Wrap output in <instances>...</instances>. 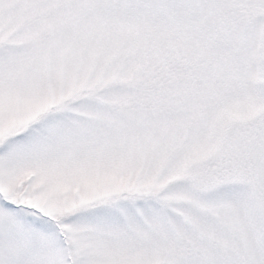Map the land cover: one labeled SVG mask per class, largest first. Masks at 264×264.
<instances>
[{
  "label": "snow or ice",
  "instance_id": "obj_1",
  "mask_svg": "<svg viewBox=\"0 0 264 264\" xmlns=\"http://www.w3.org/2000/svg\"><path fill=\"white\" fill-rule=\"evenodd\" d=\"M0 264H264V0H0Z\"/></svg>",
  "mask_w": 264,
  "mask_h": 264
}]
</instances>
